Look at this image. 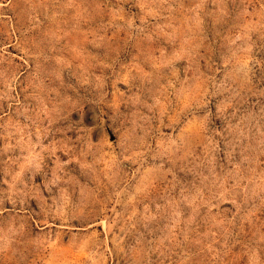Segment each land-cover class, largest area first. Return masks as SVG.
<instances>
[{
  "label": "rangeland",
  "instance_id": "1",
  "mask_svg": "<svg viewBox=\"0 0 264 264\" xmlns=\"http://www.w3.org/2000/svg\"><path fill=\"white\" fill-rule=\"evenodd\" d=\"M0 264H264V0H0Z\"/></svg>",
  "mask_w": 264,
  "mask_h": 264
}]
</instances>
